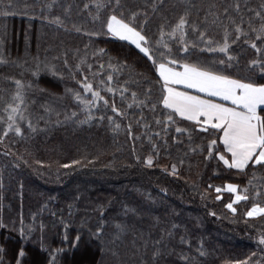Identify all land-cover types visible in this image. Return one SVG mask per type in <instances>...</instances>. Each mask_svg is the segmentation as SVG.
<instances>
[{"label":"snow or ice","instance_id":"snow-or-ice-1","mask_svg":"<svg viewBox=\"0 0 264 264\" xmlns=\"http://www.w3.org/2000/svg\"><path fill=\"white\" fill-rule=\"evenodd\" d=\"M81 3L82 8L75 6L80 9L77 20L73 5L63 0H0V19L39 15L54 30V42L43 53L39 44L35 52L31 50L26 32L25 51L16 55L7 29L0 32V145L3 155L11 157L5 167H31L27 144L56 127L79 132L85 125H96L115 135L123 127L133 142L147 139L149 148L140 155L133 144L128 167L159 168L188 182L185 172L193 170L192 157L201 156L202 162H216V172L248 177L241 184L218 175L221 183L204 187L193 180L191 189L208 215L243 224L255 248L222 257L201 241L193 250L188 226L166 215L154 216L153 206L163 202L143 188L135 189L139 200L119 201L118 210L116 201L109 199L81 211L84 197L75 191L65 200L66 208L53 210L50 205L57 198L49 196L27 217L22 210L5 215L0 197V264H208L209 259L214 264H264V0L255 5L248 0ZM154 19L155 31L150 27ZM73 35L82 47L70 42ZM98 40L104 44L118 40L126 47L110 52L97 46ZM248 48L253 50L251 58L245 55ZM105 67L110 71L102 74ZM120 76L126 77L124 82L113 86ZM52 82L63 84V91L50 87ZM118 90L121 103L130 100L126 108L136 112L117 105ZM37 107L43 111L38 113ZM145 109L152 113L153 123L146 119ZM129 116L133 119L124 124ZM133 120L146 130L143 136L134 133ZM173 129L175 134L169 136ZM169 140L184 150L174 160L160 163L162 152L171 156ZM21 142L23 151L15 148ZM98 159L81 156L58 163L55 177L68 174L62 168L75 171L73 166L86 167ZM33 171L41 178L53 175L51 164ZM23 189L20 183L21 197ZM225 192L230 194L227 202ZM208 201L221 202L224 211L218 212ZM44 213L53 218L51 226Z\"/></svg>","mask_w":264,"mask_h":264},{"label":"trees","instance_id":"trees-1","mask_svg":"<svg viewBox=\"0 0 264 264\" xmlns=\"http://www.w3.org/2000/svg\"><path fill=\"white\" fill-rule=\"evenodd\" d=\"M65 4L73 5L72 13L74 19L80 17L77 13L80 11L76 5L82 8L81 0H63ZM89 2V0H83ZM134 4L143 3V0H131ZM199 2V0H198ZM223 2V0H217ZM243 3L244 0H241ZM249 3L255 5L258 0H248ZM39 11V10H37ZM59 11V9H56ZM247 20V16H245ZM157 20L154 19L150 25L153 31ZM47 21H41L39 15L32 16H9L5 19H0V32L5 28L9 39L11 41L10 48L13 55L23 54L25 51V33H28L31 42V50L36 51L37 45L43 53V49L49 43L54 42L53 29L46 26ZM108 39V38H103ZM85 42L87 38H84ZM73 44H79L82 47L80 39L73 35L70 40ZM97 46L106 47L110 52L123 49L126 47V42L113 40L111 43L104 44L97 41ZM245 55L248 58L253 56V50L246 49ZM94 61L95 58L89 57ZM132 57H129L130 62ZM105 65L107 58H103ZM98 64L94 63V68H98ZM110 71L105 67L102 74ZM126 77L120 76L118 80L113 82V86L118 83H123ZM45 83H48L45 81ZM75 82H69V86H74ZM58 93L64 89L63 84H56L52 82L49 84ZM135 88V85H129ZM104 94V93H102ZM111 98V94H106ZM130 97V93L126 94ZM115 102L118 106L125 107L126 111L136 112L135 109H127L126 103H121L119 90L115 96ZM38 113L43 110L37 107ZM108 115H113L110 111ZM145 116L149 123L152 121V113L145 109ZM55 119V116H53ZM131 116L123 121L124 124ZM107 122H105L106 124ZM84 131H74L71 127H56L48 136H37L30 141L27 146L30 149L31 155L28 157L31 167L28 165H21L20 168L5 167L11 160V157L3 155V145H0V178L4 181L5 191L0 192V197L4 198V212L5 215H15L21 210L27 217L30 211H34L38 202L46 200L49 196L56 197L50 205L53 210L58 208H66L65 200L72 192L79 191L84 200L81 201L79 208L83 211L85 205L89 207L95 206L97 203L106 202L109 199L116 201L114 209H119V201H135L140 199V193L136 192V188H143L151 193L161 203H156L153 206L154 216H167L169 220H175L178 224H186L190 230V237L193 243V250L203 241L205 248L215 250L214 255L222 257L240 256L255 248V240L250 238V235L244 230V225L234 224L228 219H217L207 214V209L204 202L191 189V181L195 180L201 187L206 186L207 183L219 184L222 179H217L219 175L221 178L227 177L231 182L247 183L248 177L236 176L227 172H216V162H202L203 157L194 156L193 170L185 175L189 177L188 182L184 179H177L163 173L159 168L147 169L143 167H128V163L133 160L131 155L133 144L138 154L145 155L148 148L147 139L133 140L126 136L125 130L122 127L119 134L115 135L111 130H106L102 126H92L88 128L84 126ZM155 130V126H154ZM133 131L137 135L143 136L145 129L135 124L133 120ZM174 129L169 133V136L174 135ZM171 156L165 155L163 152L159 158L160 163H168L174 160L178 155L182 154L185 146H180L179 150L173 142L169 140ZM25 144L23 142L15 145L20 151H23ZM81 156H87L91 160L92 156H98L99 159L93 161L86 167L73 166L72 168L61 169V172L68 173L62 175L59 180L55 177V168L57 164L68 163L72 159H79ZM39 159L43 164H36L35 161ZM198 163V167H197ZM51 164L53 169L52 176L37 175L34 168L47 169ZM188 167L187 162L183 166L184 169ZM222 167V166H221ZM23 183V196L19 194V184ZM162 188H167V193L161 191ZM215 195V193H213ZM229 193L223 194L224 202H227ZM210 206H214L219 211H224L219 201H208ZM9 206H11L9 208ZM240 211L244 210V205L239 206ZM165 208L168 209L167 214ZM67 214V213H66ZM114 214V213H113ZM45 223L51 226L52 217L48 213H44ZM147 228V225H144ZM55 228L52 231L55 232ZM183 230V229H181ZM254 235V233L252 234ZM132 235L126 239L128 246H131ZM208 264H214L212 259H209Z\"/></svg>","mask_w":264,"mask_h":264}]
</instances>
